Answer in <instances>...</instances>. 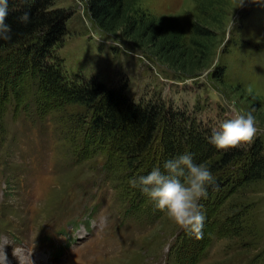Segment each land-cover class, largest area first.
Returning a JSON list of instances; mask_svg holds the SVG:
<instances>
[{
	"label": "rangeland",
	"instance_id": "374dc122",
	"mask_svg": "<svg viewBox=\"0 0 264 264\" xmlns=\"http://www.w3.org/2000/svg\"><path fill=\"white\" fill-rule=\"evenodd\" d=\"M201 1L136 0V6L156 16L175 15L187 35L188 21L199 17ZM211 1L218 12L212 26L214 55L207 66L194 65L196 75L175 70L130 45L132 40L120 30L100 29L84 0H54V7L71 9L66 32L54 50L67 75L96 77L109 86L125 82L133 99L159 97L167 105L187 109L211 131L231 118L228 105L234 103L240 112L255 117L258 129L251 142L238 147L246 149L256 142L264 156V0H244L242 6L241 0ZM4 56L0 55V68L18 66L22 60L11 62ZM221 64L225 68L218 79L215 70ZM33 73L27 67L24 76L29 79ZM11 82L0 79V264H177L176 250L187 231L129 184L154 167L163 170L170 159L160 142L164 126L158 130L157 148L150 145L134 168L123 166L125 176L119 177L116 167L126 161L117 158L116 136L105 134L96 142L94 133H82L69 120L62 123L56 110L46 106L53 95H29L23 107V100L15 102ZM28 85L36 90L31 81ZM63 110L67 115L74 112V119L84 109L67 103ZM188 127L189 137L179 139L175 153L213 154L208 143L197 142L195 122ZM227 172L238 174L234 168ZM209 186L199 201L207 238L193 264H264V183L248 193L255 209L240 210L241 222L248 223L242 224L241 239L225 229V208L234 192L219 205L220 193Z\"/></svg>",
	"mask_w": 264,
	"mask_h": 264
},
{
	"label": "trees",
	"instance_id": "16d2710c",
	"mask_svg": "<svg viewBox=\"0 0 264 264\" xmlns=\"http://www.w3.org/2000/svg\"><path fill=\"white\" fill-rule=\"evenodd\" d=\"M209 1L199 2V17L188 21L187 35L184 25L175 15L156 16L136 6V0H84V5L91 20L100 29L106 32L120 30L126 39L132 40L130 45L141 48L144 53L162 63H168L175 70L196 75L199 71L194 65L199 63L200 66H207L214 55L215 30L212 26L218 12L214 3ZM53 3L54 0H8L4 22L11 27L12 38L0 39V55L10 58L11 62L19 61V57L22 60L18 66L5 64L0 68V79L12 81L15 102L19 103L17 99L23 100L25 107L24 100L29 95L38 99L53 95V100H46V106L52 108L53 112L56 110L55 114L62 123L69 120V124H75L82 133H94L96 142L102 140L105 134L116 136L119 142L117 158L126 161L116 167L119 169V173H116L119 177L125 174L123 166L134 168L148 147L155 146V141L160 138V135L157 136L158 130L163 126L165 133L160 141L163 152L169 158L178 155V152L175 153L176 144L182 138L189 137L192 129L186 128L187 124L195 122L198 126L197 142L208 143V149L213 154L193 156V162L205 164L212 172L215 183L209 187L213 192L220 193L221 198L217 200L219 205L229 193L234 192L235 195L225 208L227 212L224 216L229 218L225 229L232 235L237 233L241 239L244 230L242 224L246 227L248 223H244L246 220L241 222L240 210L248 212L250 208L255 209L254 201L248 193L258 190L257 187L260 188L264 183L261 145L255 142L246 149L238 146L217 149L208 140L212 131L208 126L202 128L200 121L185 108L175 107L171 103L167 105L153 95L149 99L141 96L135 100L127 94L125 82L109 86L96 77L86 80L80 74L67 75L62 67V58L56 54L54 46L66 32V21L71 15V9L54 7ZM24 12L29 13L27 24L18 20ZM27 67H32L35 73L29 79L24 76ZM224 68L222 64L216 67V78L221 79ZM30 81L36 90L29 88ZM41 103L45 106L44 101ZM67 103L79 104L84 110L77 112L73 119L74 112L67 115L63 110ZM44 110L38 113L40 121L43 120ZM227 168L237 169L238 174L230 176ZM219 226H223L221 220ZM201 233L199 236L186 233L185 240L176 250L177 264H193L207 238L203 228ZM251 239L255 243V238Z\"/></svg>",
	"mask_w": 264,
	"mask_h": 264
},
{
	"label": "clouds",
	"instance_id": "9594fccd",
	"mask_svg": "<svg viewBox=\"0 0 264 264\" xmlns=\"http://www.w3.org/2000/svg\"><path fill=\"white\" fill-rule=\"evenodd\" d=\"M256 3L258 0H251ZM8 0H0V39L11 40V27L4 21L7 16ZM241 0L239 6H242ZM19 22L27 24L29 13L24 12ZM233 113L218 128L212 130L209 143L217 149L236 147L241 143H249L258 129L256 119L251 113L244 114L235 104L228 105ZM161 167H154L148 174L133 177L129 184L140 191L154 204V207L165 213L167 217L190 234L199 236L204 223V214L199 204L206 197V186L215 183V177L203 163L193 162L192 154L182 153L167 159Z\"/></svg>",
	"mask_w": 264,
	"mask_h": 264
}]
</instances>
